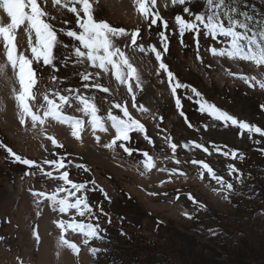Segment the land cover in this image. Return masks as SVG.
<instances>
[{
    "label": "rangeland",
    "instance_id": "obj_1",
    "mask_svg": "<svg viewBox=\"0 0 264 264\" xmlns=\"http://www.w3.org/2000/svg\"><path fill=\"white\" fill-rule=\"evenodd\" d=\"M38 3L55 17V20L50 22L57 29L61 27L75 29L76 16L68 12L67 8L53 7L51 0H38ZM90 3L94 19L103 20L113 27H122L128 32L139 28L138 43L144 44L145 47L155 45L163 52L158 33L164 30L169 37V48L162 58L176 79L196 88L205 100L238 120L264 130V110L261 109V105H264V90L258 85L249 87L238 78L240 75H248L259 79L264 69L257 68L250 61L213 57L207 49L223 47L218 42L223 39L222 37H218L217 41L211 38L201 40L199 46L201 59H197L196 47L180 43L181 38L175 21L168 15L172 7L171 0H156V7L153 9L168 22V29H163L159 21L156 26L149 28V22L137 11L136 0H90ZM76 7L79 10L81 6ZM80 15L83 16V13L80 12ZM0 19L4 23L10 22L2 11ZM64 21H67V24L63 23ZM60 38L64 43H70L69 38L65 36ZM27 41L28 36L21 26L17 30L15 42L18 44V51H26V54L30 55ZM188 42L190 40H186V43ZM119 46L125 51L141 78L139 89L135 87V81H130L136 95L135 108L132 107L127 87L119 85L110 72L100 77V82L109 87V93H103L98 89L84 90L78 77L73 75L71 66L61 68L58 76L66 78L60 85L61 88L79 87L85 95L94 96L96 98L94 102L100 108L99 114L103 117H107L112 104L119 103L126 106L132 117L144 125V133H130L132 139L126 142V146L138 150L133 152L132 156L118 147L119 142L113 148H105L103 145L111 142L115 130L111 129L110 122H107L108 132H101L99 129L93 131L88 123V117L77 111V108L82 106L75 100L71 101V106L65 105L64 114L84 121L79 139L72 136L69 125L60 124L51 118L46 120L43 132L40 131L39 125L32 129L30 118H26L25 125H20L19 109L13 96V88L18 90L19 86L15 83L11 66L6 68L8 79H0V143L11 148L17 155L38 163L63 156L66 169L60 171L68 170L70 179L78 183L96 181L113 202L109 207L113 224L109 228L105 226L106 222L101 224L106 232L119 226L121 217L127 220L128 223L124 221L127 227L136 228L132 224L137 222L141 226L142 235L149 233L148 230L154 228L158 221L186 225L187 218L199 209L187 198L188 194H191L198 203L215 210L226 211L227 205L222 195L213 191L219 186L206 172L201 178L200 165H193L191 161L207 163L220 176L227 161L211 149V146L224 145L230 150H243L247 155L250 153L249 148L254 147L253 142L259 140L260 136L249 135L231 125L225 128L220 122L213 121L206 113L198 110L199 105L195 96L188 99L192 94L186 89H177V97L182 104L178 110L175 98L168 87L166 75L162 71L159 76L157 75L159 64L154 54L146 55L133 51L130 37L127 39V46L124 43ZM5 62L3 41L0 39V63ZM50 73V69L44 73V82L39 85L41 92L44 91L45 85H48L49 90L55 87L48 79ZM161 80L164 82L161 83ZM39 103H43L42 97L39 98ZM140 105H143L146 111H142ZM38 106L37 104L36 107ZM111 110L113 114L122 116L119 109ZM181 111L184 113L183 116L180 115ZM40 114L42 115V110ZM189 124L192 127H189ZM205 124L209 125L207 130L204 128ZM145 135L152 140L151 144L144 139ZM49 136L56 139L61 147L53 145L48 139ZM169 136L172 142L178 145L175 158L180 161L179 164L171 159L173 153L166 140ZM190 141L204 145L209 151L204 152L194 147L185 150L179 147ZM255 145L257 146L256 143ZM261 147H264V141ZM143 152L152 156L156 165L147 172L142 164ZM69 160L72 161L71 164L68 163ZM77 164L86 166L89 171L77 168L75 166ZM42 166L45 171H53L54 176L58 175L52 166L46 164ZM173 168L177 169L175 175L160 170ZM26 171L32 172L34 169L13 162V158L8 156L5 149L0 148V264H93L90 249L95 246L94 239L85 245L80 233L67 230L64 238L77 244L78 254H73L71 249L60 243L61 230L56 222L61 219L68 220L74 213L65 215L54 212L50 202L46 199L38 201L32 194L34 191L50 194L62 182L42 177L39 172L36 176H25ZM96 192L97 195L91 197L94 205L106 206L104 196L98 190ZM104 211L106 212L105 207ZM103 219L107 221L106 216L101 217V222ZM33 232L39 237L38 240L33 236Z\"/></svg>",
    "mask_w": 264,
    "mask_h": 264
},
{
    "label": "snow or ice",
    "instance_id": "obj_2",
    "mask_svg": "<svg viewBox=\"0 0 264 264\" xmlns=\"http://www.w3.org/2000/svg\"><path fill=\"white\" fill-rule=\"evenodd\" d=\"M51 2L53 7H58V9L67 8L68 12L75 14V29L65 27L57 29L50 22L55 20V17L51 16L38 3V0H0V11L5 13L7 18L10 19L8 23H4L0 19V39L3 41L4 56L6 57V62L0 63V79H8L6 68L11 66L15 83L19 86L18 90L13 88V96L19 109L20 125H25L26 118H30L32 129H36L39 125L40 131L43 132L46 120L51 118V120L60 124L69 125L72 129V136L79 139L84 121L64 114L65 105L71 106V101L75 100L82 106L77 108V111H81L88 117V123L93 131L99 129L101 132H108L109 128L106 127V123L110 122L111 129L115 130L114 138L110 143L103 145L105 148H113L119 142L118 147L123 149L129 156H132L133 152L138 150L132 146H126V142L132 139L130 133H144V125L132 117L126 106L119 103L112 104L111 108L119 109L122 116L113 114L110 108L107 117H103L99 114L100 108L94 102L96 99L94 96L85 95L79 87L61 88L60 85L64 83L66 78L58 76L61 68L66 69L71 66L73 75L78 77L84 90L98 89L103 93H109V87L104 86L100 82V77L110 72L119 85L127 87V92L131 95L132 107L135 108L137 106L136 95L130 81H135V87L139 89L141 87V78L137 69L126 56L125 51L119 46L121 43L127 46V39L130 37L133 51L146 55L148 53L154 54L155 60L159 64L157 75L159 76L161 71L166 75L168 87L171 90V95L175 98V105L178 110L181 109L182 104L180 98L177 97V89H186L192 94L188 96V99H192V96H195L197 98L196 103L199 105L198 110L201 113H206L213 121L220 122L225 128L231 125L238 127L242 132H247L249 135L258 134L260 137H264V130L260 127L238 120L227 111L205 100L196 88L181 83L176 79L174 73L169 70L168 65L162 58L169 48V37L164 30L158 33L160 47L163 49L162 52L155 45L145 47L144 44L138 43L139 28L128 32L122 27H113L103 20L94 19L90 0H51ZM171 2L173 5L183 6V13L188 18L186 19L185 16L180 14L175 15V25L182 45L185 34H193V40L197 48V59H201L198 37L203 31L204 36H210L213 41H217L218 37L223 38L218 41L223 47H210L207 49L213 57L250 61L257 68L264 69V19L257 21L248 12L240 11L239 8L234 6L235 0H232L231 4L227 0H204V9L199 13L191 11L188 6L191 0H171ZM136 4L137 11L145 21L149 22V28L156 26L159 21L163 29H168V22L162 19L159 12L153 11L156 7V0H136ZM76 5L81 6L79 10ZM80 12L83 13V16L80 15ZM63 23L67 24V21ZM21 26H23V31L28 36L27 49L30 50V55L26 54V51H18V44L15 42L17 30ZM61 36L69 38L70 43H64L60 38ZM49 69L51 73L48 79L55 87L49 90L48 85H45L44 91L41 92L39 85L43 84L44 73ZM229 75H232V73H229ZM238 78L248 84L249 87L258 85L260 89L264 90V71L261 72V78L259 79L256 76L248 75H240ZM163 82L161 80V83ZM40 97H42L43 103H39ZM30 102L33 103L30 104ZM37 104L39 105L38 107H36ZM140 109L146 111L143 105H140ZM261 109L264 110V105H261ZM41 110L42 115L40 114ZM180 115L183 116L184 113L181 111ZM188 126L192 127L191 124ZM208 127L209 125H204L205 130ZM48 139L56 147H61L56 139L51 136ZM144 139L149 144L152 143V140L147 135L144 136ZM97 140H99V137H97ZM166 140L168 147L173 153L171 159L176 164H179L180 161L175 158L178 145L172 142L170 136L166 137ZM179 147L185 150H190L194 147L202 149L204 152L209 151L204 145L191 141ZM0 148L5 149L8 156L13 158V162L27 166L29 169H34L32 172L26 171L24 173L25 176H36L37 172H39L42 177L62 182L50 194L44 191H34L32 193L38 201L46 199L50 202L54 212L65 215L74 213V215L69 216L68 220L61 219L56 222L57 227L61 230L60 243L62 245L71 249L73 254H78L79 252L76 243L64 238V233L69 229L73 233H80L85 245H88L93 239L104 241L105 238L101 233L106 232V229L101 226L99 221L102 216H108V213L99 204L93 205L90 203L88 193L98 190L109 202L110 197L102 187L97 185L96 181L78 183L70 179L68 170L60 171L61 169H66L63 156L59 157V159H46L38 163L32 159L17 155L11 148L2 143H0ZM213 150L220 151L215 145H213ZM142 155L144 157L142 164L145 172L156 167L152 156L147 152H143ZM223 155L225 157L231 155L233 159L237 158L236 151L231 153L223 152ZM239 158L242 160L243 156ZM68 163L71 164L72 161L69 160ZM191 163L200 165L201 171L199 174L201 178L206 172L207 176L216 182L219 187L213 189V191L222 195L224 200H229L230 195L237 194L234 183L217 175L207 163L198 160H192ZM44 164L52 166L58 175L54 176L53 171H45L42 166ZM75 166L83 168L85 172L89 171L82 164ZM227 168L229 176H232L233 180L242 186L244 181L238 169L232 164H229ZM160 170L168 171L171 175H175L177 172L175 168ZM89 184L91 187H89ZM187 198L194 205H197L199 209H205V205L198 203L191 194H188ZM177 199H179V195H177ZM97 210L99 214H97ZM185 215L188 214L185 213ZM77 217L80 219L78 220ZM189 218L191 219L192 217L189 216ZM111 222V217H109L108 223L110 224ZM121 234L123 235V233ZM33 236L37 240L39 239L35 232H33ZM90 251L93 255H97L101 250L91 248ZM104 251L106 252L107 250Z\"/></svg>",
    "mask_w": 264,
    "mask_h": 264
},
{
    "label": "trees",
    "instance_id": "obj_3",
    "mask_svg": "<svg viewBox=\"0 0 264 264\" xmlns=\"http://www.w3.org/2000/svg\"><path fill=\"white\" fill-rule=\"evenodd\" d=\"M227 2L231 4L232 0ZM188 6L193 13H199L204 9V0H191ZM234 6L248 12L257 21L264 19V0H235ZM177 14L188 18L183 13V6L173 5L168 15L174 20ZM184 38L185 44L196 47L193 34L186 33ZM198 38L201 41L211 37H205L201 31ZM186 40L190 42L186 43ZM258 138L247 155L243 150L216 145L222 159L227 161L222 173L219 172L220 176L234 183L237 193L225 200L226 211L205 206V209H197L191 219L188 217L186 225L158 221L145 235L141 234L137 222L132 224L136 228L127 227L124 224L128 223L127 220L121 217L120 225L114 230L109 229L107 236L105 232L101 233L104 241L94 239L93 248L101 251L92 254L93 264H264V147H261L264 137ZM232 151L237 152V158L223 155V152ZM240 156H243L242 160ZM229 164L242 175V186L229 176ZM96 193H88L93 205L91 197ZM105 201L107 221L99 222H106L105 226L109 228L113 224L108 223L112 214L109 207L113 202Z\"/></svg>",
    "mask_w": 264,
    "mask_h": 264
}]
</instances>
